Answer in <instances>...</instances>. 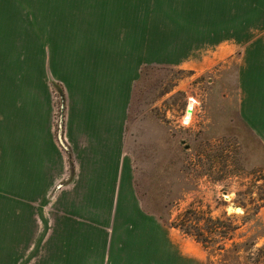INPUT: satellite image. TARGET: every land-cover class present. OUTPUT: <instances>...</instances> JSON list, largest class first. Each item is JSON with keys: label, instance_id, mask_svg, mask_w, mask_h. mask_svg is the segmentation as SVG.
I'll use <instances>...</instances> for the list:
<instances>
[{"label": "rangeland", "instance_id": "obj_1", "mask_svg": "<svg viewBox=\"0 0 264 264\" xmlns=\"http://www.w3.org/2000/svg\"><path fill=\"white\" fill-rule=\"evenodd\" d=\"M46 2L0 0V264H264V136L249 117L264 103H246L242 83L255 54L264 64V31L225 38L223 0H147L148 66L124 143L130 189L83 199L76 153L58 139L62 89L32 54ZM164 43L168 56L155 48Z\"/></svg>", "mask_w": 264, "mask_h": 264}, {"label": "crops", "instance_id": "obj_2", "mask_svg": "<svg viewBox=\"0 0 264 264\" xmlns=\"http://www.w3.org/2000/svg\"><path fill=\"white\" fill-rule=\"evenodd\" d=\"M37 8L32 54L43 59L48 79L65 93L63 148L71 146L77 156L73 161L77 174L71 182L79 184L83 199L110 198L112 192H123L119 185L129 190L131 171L124 143L134 90L147 66V0H47L46 9ZM223 8V29L229 33L225 38L262 39L257 34L264 31V0H223ZM196 13L192 32L199 35ZM167 46L155 48L168 56L171 51L163 52ZM256 56L255 63L242 70L249 104L264 103V95L257 94L259 77L247 76V72H264ZM249 113L255 130L264 136L263 113ZM61 162L54 174L56 183L67 177L66 163Z\"/></svg>", "mask_w": 264, "mask_h": 264}, {"label": "water", "instance_id": "obj_3", "mask_svg": "<svg viewBox=\"0 0 264 264\" xmlns=\"http://www.w3.org/2000/svg\"><path fill=\"white\" fill-rule=\"evenodd\" d=\"M189 112L192 113V109H189ZM59 142L62 145V147L66 148L65 142L63 140V135H62V125H60V131H59ZM241 208H236V211H239Z\"/></svg>", "mask_w": 264, "mask_h": 264}, {"label": "bare ground", "instance_id": "obj_4", "mask_svg": "<svg viewBox=\"0 0 264 264\" xmlns=\"http://www.w3.org/2000/svg\"><path fill=\"white\" fill-rule=\"evenodd\" d=\"M193 107H194V100H191V103H190V106H189V109H192L193 110ZM189 109L187 110V113H186V116H185V121H189L192 117V113L189 112ZM235 209V208H234Z\"/></svg>", "mask_w": 264, "mask_h": 264}, {"label": "trees", "instance_id": "obj_5", "mask_svg": "<svg viewBox=\"0 0 264 264\" xmlns=\"http://www.w3.org/2000/svg\"><path fill=\"white\" fill-rule=\"evenodd\" d=\"M148 66V65H147ZM147 66H145V67H143V69H142V73H143V71L146 69V67ZM142 73H141V75H142ZM55 86H58V87H60L58 84H54V87ZM61 88V87H60ZM62 89V88H61ZM61 93H62V97H63V105L65 104V93H64V91H63V89L61 90Z\"/></svg>", "mask_w": 264, "mask_h": 264}, {"label": "built area", "instance_id": "obj_6", "mask_svg": "<svg viewBox=\"0 0 264 264\" xmlns=\"http://www.w3.org/2000/svg\"><path fill=\"white\" fill-rule=\"evenodd\" d=\"M195 109V108H194ZM194 109L192 110V113L194 112Z\"/></svg>", "mask_w": 264, "mask_h": 264}]
</instances>
